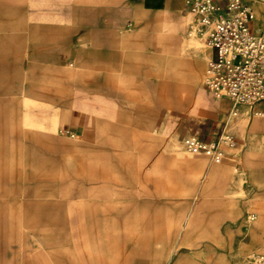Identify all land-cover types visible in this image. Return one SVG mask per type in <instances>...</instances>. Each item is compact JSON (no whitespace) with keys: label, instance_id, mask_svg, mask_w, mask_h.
Segmentation results:
<instances>
[{"label":"rangeland","instance_id":"1","mask_svg":"<svg viewBox=\"0 0 264 264\" xmlns=\"http://www.w3.org/2000/svg\"><path fill=\"white\" fill-rule=\"evenodd\" d=\"M186 1L0 0V11L9 13L0 15L2 60L15 64L0 80V100L43 104V127L33 130L43 135V147L26 142L42 152L41 227L30 221L2 226V219L17 217L11 208L21 197L13 187L0 196V264H140L139 248L152 254L164 247L148 260L261 264L264 118L246 107L238 116L229 109L221 135L234 145L222 143V162L190 152L183 141L196 135L178 139L169 127L178 115L201 116L212 96L204 87L212 51L192 32ZM116 7L128 20L117 29L107 21L104 28L97 12ZM67 118L84 124L85 132L66 131ZM95 155L100 158L89 161ZM81 175L99 187L73 193ZM73 198L83 205L135 206V216L87 234L76 222L69 225ZM13 229L18 243H3L1 234ZM156 235L169 243L141 239ZM3 245L12 252H2Z\"/></svg>","mask_w":264,"mask_h":264},{"label":"crops","instance_id":"2","mask_svg":"<svg viewBox=\"0 0 264 264\" xmlns=\"http://www.w3.org/2000/svg\"><path fill=\"white\" fill-rule=\"evenodd\" d=\"M148 1L152 5L158 3V0ZM256 8L258 19L262 18L263 20L260 22L263 24L264 7L258 6ZM7 13L0 11L1 17H4L3 15H7ZM97 19L101 20L104 28L108 21L111 27L117 29L121 28L128 20V17L127 12L123 11L122 8L116 7L108 13L105 9L98 11ZM65 33L66 31L63 34L65 35ZM4 41L3 37H0V80L8 79L6 70L13 68L15 65L14 63L7 64L2 60L6 49ZM63 42L64 39L60 38L59 35L55 37L54 43L56 46H60ZM171 64L176 67L179 61L176 59L172 60ZM165 85L167 87H174L171 83ZM97 88L109 91V87L104 84H98ZM229 106L230 103L228 101L207 95V104L201 109V116L178 115L169 121V127L173 129V135L178 139L195 134L205 141L216 142L222 134L226 118L229 115ZM62 124L68 132L81 134L85 132L84 124L76 123L73 118L65 119ZM37 127H43V104H39L28 97L0 100V196L9 194L11 187H13L14 193L21 197L19 201L12 204L13 207L11 208L18 212L17 217L6 220L2 219V226L18 228L25 221H30L34 223L35 228L41 227V205L36 201L40 200L41 197L42 152L30 150L28 144H26L28 142L30 146H36L39 149L43 147V135H38L33 131ZM99 158V155H95L89 161ZM81 177L82 184L80 191L76 190V192H73L80 196L85 195L87 187L98 188L100 185V182L97 180H91L83 175ZM68 207L73 211L68 216L69 225L76 222L79 230L87 234L102 232L109 226H113L117 218L122 220V223L127 224L135 216L136 209L135 206L131 208H112L98 205H83L76 198L72 199ZM32 212L34 213V220L31 221L29 216ZM157 218H159L158 215ZM180 230L181 228L176 235H179ZM1 237L3 238V243H18L20 239V235H17L14 229L7 232L4 231ZM124 239L129 240L128 237H124ZM141 239H144L146 242H160L161 240L165 244H168L170 241V238L165 240V238L162 239L159 235L141 237ZM3 247L5 249L2 252H12L9 245H3ZM164 249L165 247L160 251L163 252ZM137 251L136 254L139 256L140 264H156L155 262H150L148 258L151 255L157 257L161 253L153 250L154 253L150 254L145 248H139Z\"/></svg>","mask_w":264,"mask_h":264},{"label":"built area","instance_id":"3","mask_svg":"<svg viewBox=\"0 0 264 264\" xmlns=\"http://www.w3.org/2000/svg\"><path fill=\"white\" fill-rule=\"evenodd\" d=\"M192 15L191 30L211 49L204 87L214 98L230 103V113L238 116L243 107L264 118V22L257 33V8L264 0H187ZM192 153H204L222 162V143L233 146L228 135L216 142L188 136L183 141ZM264 264V256H257Z\"/></svg>","mask_w":264,"mask_h":264},{"label":"bare ground","instance_id":"4","mask_svg":"<svg viewBox=\"0 0 264 264\" xmlns=\"http://www.w3.org/2000/svg\"><path fill=\"white\" fill-rule=\"evenodd\" d=\"M261 28H262V27H260V25H259V27H257V29H256V32L258 33V32L260 31Z\"/></svg>","mask_w":264,"mask_h":264}]
</instances>
